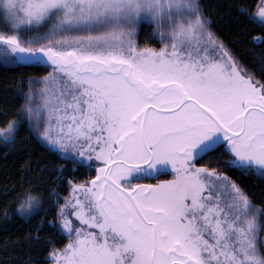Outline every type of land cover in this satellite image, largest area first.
<instances>
[{
    "label": "snow or ice",
    "instance_id": "6c2138e0",
    "mask_svg": "<svg viewBox=\"0 0 264 264\" xmlns=\"http://www.w3.org/2000/svg\"><path fill=\"white\" fill-rule=\"evenodd\" d=\"M207 8L0 0V66L47 69L22 76L23 103L0 109V150L17 158L27 130L72 172L95 173L77 182L65 165L26 161L55 187L47 202L26 191L0 207L4 230L14 216L29 226L23 264H264V188L242 183L264 182V55L256 73L235 48L264 46V0L235 6V40Z\"/></svg>",
    "mask_w": 264,
    "mask_h": 264
},
{
    "label": "trees",
    "instance_id": "16d2710c",
    "mask_svg": "<svg viewBox=\"0 0 264 264\" xmlns=\"http://www.w3.org/2000/svg\"><path fill=\"white\" fill-rule=\"evenodd\" d=\"M259 0H201V3L208 6L207 11L209 18L214 21V26L218 27L223 33L226 40H235L236 32L241 31L233 27L234 19L232 13L236 5L245 3V6L248 4H256ZM255 11V8L252 9ZM150 31L149 28H145V33ZM257 33H253L255 35ZM142 45L147 44L149 46L159 47L157 41L150 38H146L142 35L140 39ZM235 48L239 51L237 55L241 57V60L245 66L253 71L259 72L260 57L264 55L262 49L264 46L259 45H240L239 43L235 44ZM47 69H41L37 73L34 69H20V68H5L0 66V109L11 108L12 105L23 103L22 99H17L16 91H18V83L22 76L27 77L29 75H42ZM262 77L257 74V79ZM5 88L9 91H5ZM27 89H25L26 91ZM11 118V117H9ZM3 117L0 116V120ZM30 134L27 130L21 131V136L17 141L19 149L17 150V158H13L11 155L6 159L3 151L0 150V207L6 204H15L19 200H23L25 197L23 193L26 191H31L33 195L41 196L44 201L49 199V189L55 187L49 178L47 173H40L39 171L33 172H23L22 167L26 166V161H36V160H46L49 172H52L54 169L60 165H65L67 168L66 175L71 177H78V181H83L89 178L95 173L90 171L87 168H80L76 172H72L73 163L69 160L61 159L57 155L45 151L44 147L34 139H25ZM22 153V155H21ZM28 153H32L31 156ZM227 159V157H223ZM215 160V157H213ZM222 171L227 170V166ZM229 175H239L236 170H227ZM244 185L248 186L250 192L259 193L261 188H264V182L259 181L255 176L248 177L242 182ZM5 189H8V193H5ZM15 189V191H12ZM35 189V191H32ZM63 196L68 195V190L62 185L57 189ZM7 195V199L5 196ZM53 199H55L53 197ZM254 202L259 204L261 201L259 198H254ZM63 203V200L60 201ZM45 206H48L47 204ZM55 213H51L48 216V219H52ZM29 230V226L24 224L22 221L18 220L15 216L8 222L7 230H4V224L2 218H0V261L9 260L11 262H17V264H23L25 257L23 255H17L15 251L16 246L21 242V238ZM34 231V228H33ZM42 236L47 235L42 233ZM7 250V255L5 254Z\"/></svg>",
    "mask_w": 264,
    "mask_h": 264
},
{
    "label": "flooded vegetation",
    "instance_id": "af4514ba",
    "mask_svg": "<svg viewBox=\"0 0 264 264\" xmlns=\"http://www.w3.org/2000/svg\"><path fill=\"white\" fill-rule=\"evenodd\" d=\"M161 179H167L170 178V176L160 177Z\"/></svg>",
    "mask_w": 264,
    "mask_h": 264
}]
</instances>
